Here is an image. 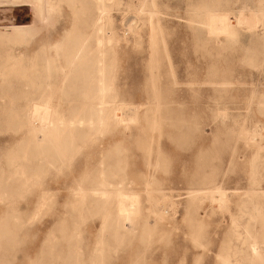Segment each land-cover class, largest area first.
Segmentation results:
<instances>
[{
  "label": "rangeland",
  "instance_id": "1",
  "mask_svg": "<svg viewBox=\"0 0 264 264\" xmlns=\"http://www.w3.org/2000/svg\"><path fill=\"white\" fill-rule=\"evenodd\" d=\"M32 1L0 0V32H33L0 40V86L7 73L21 78L18 91H0L21 98L0 105V223L7 206L21 212L6 226L16 245L1 264H35L50 234L45 264L67 258L71 237L79 248L70 264H90L101 218L79 192L86 195L106 166L133 182L139 208L128 234L106 243L115 247L102 264H264V64L247 52L248 41L264 43V23L253 29L261 0H104V32L112 35L104 34L101 51L92 42L95 1L42 0L40 9H49L42 19ZM220 10H230L236 31L208 41L205 17ZM108 38L114 94L139 107L138 122L76 141L50 170L43 145L51 141L29 139L33 107L61 105L66 119L80 110L86 87L73 84L81 80L74 75L62 82L64 66L79 64L65 54L105 51ZM7 173L20 178L6 181ZM246 230L258 259L245 251Z\"/></svg>",
  "mask_w": 264,
  "mask_h": 264
},
{
  "label": "crops",
  "instance_id": "2",
  "mask_svg": "<svg viewBox=\"0 0 264 264\" xmlns=\"http://www.w3.org/2000/svg\"><path fill=\"white\" fill-rule=\"evenodd\" d=\"M104 34L108 37L112 35L111 32ZM113 43L114 41L108 38L105 51L102 52L65 54V61H79V64L70 67L64 66V71L67 70V73H64L62 82L66 83V79L71 75H74L75 78L80 77L81 80L78 82L74 81L73 84H82L86 87L82 96L85 104L81 106L80 110L70 113L67 119L63 116L64 111L60 109L61 105L46 107L50 114L49 124L41 125V131L36 132L35 137H33V133L29 134V139H35L37 146H39L40 141H46L48 143L51 141V144L43 145V147L50 146L49 151L48 148L46 150L43 149V152H45L43 155L51 157V160L47 161L52 167L50 170L61 165V161H65L68 152L75 147L76 141L83 140L86 137H92L94 134L103 132L109 128L125 127L126 124L138 122L139 107L130 106L121 102L118 100L117 95L114 94L112 79L110 78L111 66L107 62V55L111 51ZM72 44L73 46L80 45V42L73 41ZM84 45L86 44L84 43ZM42 54L47 56L45 61L52 62L46 50H43ZM100 60L103 62L101 74H99L100 71L97 69V64H91L90 62H97ZM46 64L49 65L48 63ZM120 113L123 114L121 115ZM129 115L132 116V120L128 123V118L126 117ZM120 116L122 117L120 118ZM122 119H127V121L123 122ZM102 164L103 161L99 163L100 166H102ZM114 168L116 167H100L96 175L94 174L91 176L92 182H90L91 187L90 190L87 191L88 193L85 195L82 190L80 191L86 198L85 204L87 203L89 205L87 210L101 218L97 236L99 237L100 233L103 231V236L106 237L104 244L94 246L92 253H107L110 247H115V245L128 234L129 229L133 228V216L138 212L139 207H137L138 202H136L133 215L126 217L125 215L119 214L116 195L121 194L123 196L134 197L137 200L139 194L132 188L133 182H128L124 176L121 177L119 175L118 177L117 173L113 170ZM144 178L148 179L150 177L145 175ZM95 179L101 181V183H94ZM216 187L212 186L211 188ZM95 193H104L105 195L102 197L101 195H94ZM82 206H84V204ZM126 225H128V227ZM108 242H115V245L106 244ZM99 247H101V249H98Z\"/></svg>",
  "mask_w": 264,
  "mask_h": 264
},
{
  "label": "bare ground",
  "instance_id": "3",
  "mask_svg": "<svg viewBox=\"0 0 264 264\" xmlns=\"http://www.w3.org/2000/svg\"><path fill=\"white\" fill-rule=\"evenodd\" d=\"M11 1L14 3H18L19 1L22 2L23 0H11ZM73 1L74 0H71L70 3H72ZM93 1H95L94 2L95 16L93 19L94 34H93L92 42L94 43L95 49L101 51L102 47L105 43V40H106L104 37V33H105L104 31H105V20L107 18V15H106L107 13H106V9L104 6V0H93ZM41 2H42V0H34L32 2H29L34 7L39 18H41L43 16V13L49 14L48 8H44V10L40 9V7L42 6ZM263 2H264V0H261V7L257 11H255V19H254V23H253V29L254 30H260L262 23H264V4H263ZM20 5H21V3H20ZM88 5H90V4H88ZM86 9H88V8H86ZM229 12H230V10H220V11H210L207 13L202 28H203V34L208 41H212V40L218 39L220 37L224 38L225 40H228V39H230V36L234 35V31H233L234 28L232 29L230 27V21H229V17H228V14H230ZM84 14H86V12ZM239 16L241 17V15H239ZM246 18H249V16L248 17L246 16ZM36 22L41 23L38 21H36ZM33 25H34V23H33ZM38 26H39V24H38ZM32 33H33L32 29H28V27L27 28L21 27V26L10 27L9 31L0 32V40L18 42V41L25 39L26 37L31 36ZM252 44H253V46H252ZM247 52L250 53V55L254 54L255 57L260 56L262 58L261 59L262 64H264V43L262 41H257V40H255L254 42L248 41ZM96 64H97L98 71H100L99 74H101V71L103 69V67H102L103 62L100 60V61H97ZM20 84H21V78L19 75L14 77V75H12L11 73H7V76H5V78H3V80H2V83L0 86V91L2 93L3 92H10L11 90L18 91L20 88ZM14 102H21V98L20 97H10L9 98L5 95V93L0 95V105L2 103L3 104H7V103L10 104V103H14ZM117 103H118V101H117ZM260 105L264 106V97H262ZM85 106H88V105H85ZM126 110H129V109H126ZM4 113H5V111H3V114ZM1 114L2 113H0V115ZM49 115L50 114H49L48 108H46V107L41 108L38 106L33 107L32 120H33L34 126H36V129H33V131H32L34 137H35L36 132L41 131V129H40L41 125H48L49 124ZM125 116H126V114H125ZM121 117L122 116H120V118ZM126 118H128V121H127V119H122V121L123 122L127 121L129 123V121L132 120V116H130V115ZM38 136H40V135H38ZM20 169H18V170H20ZM8 173H11V172L8 171ZM8 173L3 175V177L6 181L11 180V179L19 180L20 175H18L16 178L15 177L17 175L16 173L10 174V175ZM5 187H7V186H5ZM216 194H217L220 202L223 203V200H222L223 196H224L223 192L217 191ZM80 195L82 196L81 201L82 200L84 201V196L81 192H80ZM94 195H101L102 197H104L105 194L104 193H95ZM116 198L118 200V212H119V214L125 215L126 217H128L129 215H133V213L135 211V207H136V202H138L137 201L138 199L136 200V198H134V197L123 196L121 194L116 195ZM19 212H20V210L19 209L17 210L14 206H7L6 207V214L1 219V223H0V264L3 263L4 260L7 259V253H8L7 250L9 249V247L16 245V243H14L15 238L7 235V232L5 231V229H7L6 226L9 225L8 222L11 219H13V221H15V220L20 221L21 220V216H20L21 214L19 215ZM12 215H13V217H12ZM14 215H16L18 217L15 218ZM12 228H14L13 225H12ZM103 233L104 232L102 231L99 235V240H98L99 246L103 245L105 240H106V237L103 236ZM245 234L247 236L246 241H245V244L247 245V247L245 248V251L247 252L248 257H250L251 259L260 258L261 257L260 252H259L260 249L258 248L255 237L251 233H249L248 230H246ZM52 240H53V234H50L46 238L44 243L42 244V246L40 248L39 258H37L35 264H45L44 262L46 261L47 257L49 256V254L47 253L48 245L51 243ZM77 247H79V246L75 244V238L71 237L69 239V241L67 243V247H66L67 258L64 260L63 258L59 257V260L61 261L60 264H70L71 260L73 259V253ZM98 249H101V247H99ZM238 252L243 253L244 250L239 249ZM104 258H105V253L97 252L94 254V258L92 259V262L90 264H95L93 262H95L96 260H97L96 262H98L97 264H102L104 262Z\"/></svg>",
  "mask_w": 264,
  "mask_h": 264
}]
</instances>
